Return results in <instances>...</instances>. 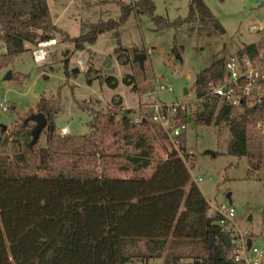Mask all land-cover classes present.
<instances>
[{"label": "trees", "instance_id": "1", "mask_svg": "<svg viewBox=\"0 0 264 264\" xmlns=\"http://www.w3.org/2000/svg\"><path fill=\"white\" fill-rule=\"evenodd\" d=\"M118 5L119 21L83 22L84 32L70 37L54 24L47 0H0L5 59L28 50L27 44L35 46L56 35L84 49L100 33L117 29L133 11L150 15L160 30L186 25L201 37L225 33L205 0H189L188 15L173 20L157 15L153 0L118 1ZM123 50L117 49L120 61ZM260 51L258 45L249 44L237 53ZM226 60L198 74V95L222 80ZM124 81L132 85L134 79L127 75ZM106 82L113 88L118 84L115 76ZM217 106V99L205 103L191 121L210 123L215 117L230 130L229 154L264 163V143L255 127L259 111H233L226 103ZM80 107L93 115L90 132L81 135L57 133L56 127L52 133L47 127L36 134L34 113L23 117L12 136L0 122V264H129L164 254L166 264H180L183 259L191 260L189 264H237L234 242L218 223L221 216L209 215L210 204L191 179L193 158L169 149L166 132L148 116L135 117L127 109L118 118L123 110L119 95L107 111L88 102ZM38 108L48 125L55 126L59 100L44 99ZM45 130L46 145L38 146ZM179 140L184 144L186 135ZM157 146L166 157L157 156ZM114 170L132 174L115 176Z\"/></svg>", "mask_w": 264, "mask_h": 264}, {"label": "rangeland", "instance_id": "2", "mask_svg": "<svg viewBox=\"0 0 264 264\" xmlns=\"http://www.w3.org/2000/svg\"><path fill=\"white\" fill-rule=\"evenodd\" d=\"M97 1L47 0L54 24L70 37L84 32L83 22L119 21L122 11L118 1L133 0L96 4ZM153 1L157 15L171 20L188 15L189 0ZM205 1L224 26V34L201 37L190 33L186 25L160 30L150 15L133 11L117 29L100 33L84 49H77L73 41H62L56 35V43L47 48L46 59L41 62L33 59L36 45L30 44L28 50L6 60V45L0 43V122L7 134L12 136L25 115L40 113L38 105L50 98L59 100L54 118L57 133L63 127L68 128V134L90 132L92 112L80 105L88 102L90 107L107 111L117 95L123 99L118 118L127 109L135 117L147 116L148 107L156 100L166 103L191 100L198 74L214 62L228 59L249 44L264 50V0ZM118 47L124 48L123 61L127 62L118 59ZM137 53H145V59L137 60ZM75 68L79 71L73 72ZM66 70L71 73L69 76ZM127 75L133 77L132 85L125 83ZM109 76L116 77L115 88L107 84ZM134 84L136 89L132 88ZM162 85L171 90L161 89ZM1 104L7 109H2ZM185 135L183 152L194 160L190 169L192 181L211 206H232L239 226L250 234L253 246L264 249L263 161L229 154L230 130L225 123H217L215 117L210 123L192 122ZM257 138L264 143V132ZM46 139L45 130L38 146L46 145ZM167 147L172 148L169 141ZM6 149L9 151L10 147ZM156 154L166 157L160 146ZM113 174L125 177L132 173L114 170ZM190 262L183 259L180 264ZM129 264H166L165 254L146 262L135 259Z\"/></svg>", "mask_w": 264, "mask_h": 264}, {"label": "built area", "instance_id": "3", "mask_svg": "<svg viewBox=\"0 0 264 264\" xmlns=\"http://www.w3.org/2000/svg\"><path fill=\"white\" fill-rule=\"evenodd\" d=\"M55 43V39L38 42L32 52L35 62L44 61L47 48ZM160 88L171 90L163 85ZM194 94V97L186 102L166 103L156 100L146 111L149 119L164 129L172 149L180 156H184V144L180 142L179 137L186 134L189 124H192L193 114L203 110L205 103L215 99L218 100V109L226 103L233 111H259L255 118L257 135L264 132V50L254 55L246 52L234 53L226 60L222 80L204 94L198 95L196 91ZM1 107L7 109L5 105L1 104ZM68 132L67 127L61 129L62 134ZM208 213H218L221 216L218 223L224 226L234 242V260L237 264H264V249L259 250L253 246L250 234L239 226L232 206L210 205Z\"/></svg>", "mask_w": 264, "mask_h": 264}, {"label": "water", "instance_id": "4", "mask_svg": "<svg viewBox=\"0 0 264 264\" xmlns=\"http://www.w3.org/2000/svg\"><path fill=\"white\" fill-rule=\"evenodd\" d=\"M145 57H146V54L145 53H137L136 54V59L137 60L142 61L143 59H145ZM78 71H79L78 68H75L73 70V72H78ZM187 92H188V90L185 89V93H187ZM36 118H37V125H36V128H35V133L36 134L37 133H40L41 130H43L44 128H47V127L49 128V130H50L51 133L54 131L55 126L52 125V124L51 125H48L47 117H46V115L43 112L38 113L36 115ZM227 196L229 197V194ZM212 242H213V235L211 234L210 235V238H209V246H211Z\"/></svg>", "mask_w": 264, "mask_h": 264}, {"label": "crops", "instance_id": "5", "mask_svg": "<svg viewBox=\"0 0 264 264\" xmlns=\"http://www.w3.org/2000/svg\"><path fill=\"white\" fill-rule=\"evenodd\" d=\"M30 46V44H27V47H29Z\"/></svg>", "mask_w": 264, "mask_h": 264}]
</instances>
